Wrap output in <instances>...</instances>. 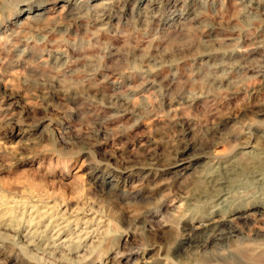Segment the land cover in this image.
I'll return each instance as SVG.
<instances>
[{"label":"rangeland","instance_id":"1","mask_svg":"<svg viewBox=\"0 0 264 264\" xmlns=\"http://www.w3.org/2000/svg\"><path fill=\"white\" fill-rule=\"evenodd\" d=\"M220 164L227 207L252 213L264 0H0V197L105 223L55 252L0 226V264H264L209 261L263 221L186 241Z\"/></svg>","mask_w":264,"mask_h":264},{"label":"bare ground","instance_id":"2","mask_svg":"<svg viewBox=\"0 0 264 264\" xmlns=\"http://www.w3.org/2000/svg\"><path fill=\"white\" fill-rule=\"evenodd\" d=\"M219 168L221 169L219 170V176H211L206 179V183L212 185V188L209 186L212 192L207 191L205 198L211 200L215 211L210 213V216L204 223H200L191 230L192 233L188 236L186 240L187 243L195 241L198 246L205 247L209 244L210 239L206 238L205 235L207 233L216 232H219V236H221L223 240L225 239L223 236L225 228H233V226H237L241 221L246 223L249 222L250 224L256 221H263L262 223L264 225V202L258 206H251V209L248 207V210H254L252 213L241 214L237 212V210H229L227 207L228 205H226L227 199H224V195L222 194L225 192L226 176L231 170L222 167L221 164ZM224 179L225 181H223ZM256 180L258 183L264 185V176L257 175ZM37 201L38 200L34 199L33 202H31L25 197H22V199H13V201L8 200L6 197H0V226L6 229H13L17 231L19 235H24L27 238H33V241L30 240L32 244L38 245L39 243L37 242L43 243L45 244L44 249L48 251L54 250L55 252V249L64 246L65 243H68L70 240L74 239V241L79 240L81 242H86L92 238H96L90 231H96L105 224L104 221L96 223L93 221L94 219L89 220L86 216L80 217L81 215L78 216L75 214L74 216L73 213H69L67 209L63 210L59 207L51 206L49 203H47L46 206L44 204L40 206ZM221 212L223 213L221 214ZM94 225L96 229H94ZM41 227H44V229L41 230ZM67 230L71 231L73 238L62 239L64 234L67 233ZM199 232L203 234L201 235ZM232 233V235H234V232ZM253 236H255V238L243 234L240 235V244L238 248L231 249L228 247L227 250L223 248V252L225 253L213 254L209 261H227L228 259H231V261H247V259L254 260L260 258L264 254V240L260 242L258 239L264 237V231L261 229L254 230Z\"/></svg>","mask_w":264,"mask_h":264}]
</instances>
